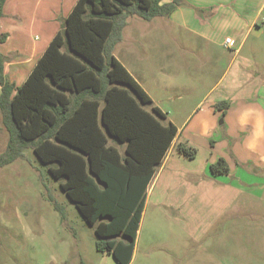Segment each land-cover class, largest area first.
I'll list each match as a JSON object with an SVG mask.
<instances>
[{
	"label": "trees",
	"instance_id": "1",
	"mask_svg": "<svg viewBox=\"0 0 264 264\" xmlns=\"http://www.w3.org/2000/svg\"><path fill=\"white\" fill-rule=\"evenodd\" d=\"M5 3L0 0V18ZM181 3L77 0L63 29L16 88L5 77L0 53V110L9 135L0 169L32 149L54 178L63 179L61 188L95 227L96 248L118 264L133 259L148 187L178 128L163 122L167 114L157 106L146 108L151 96L113 50L128 17H166ZM177 151L190 159L197 155L184 143ZM208 172L227 175L229 166L219 158Z\"/></svg>",
	"mask_w": 264,
	"mask_h": 264
},
{
	"label": "crops",
	"instance_id": "2",
	"mask_svg": "<svg viewBox=\"0 0 264 264\" xmlns=\"http://www.w3.org/2000/svg\"><path fill=\"white\" fill-rule=\"evenodd\" d=\"M76 1L47 0L45 4L42 1L40 6L43 5L44 10L40 9V17L24 23L22 13L16 14L15 10L23 12L24 4L30 0H6L4 15L0 18V40L6 35L5 40H8L11 34H16L15 41L20 48L3 53L5 77L15 88L26 80L50 40L63 29L65 18ZM34 7H39L38 2ZM9 17L17 18L21 26L10 25ZM153 25L154 30L149 29L148 33L142 28ZM32 27L42 29L44 35L40 39L36 35L29 45L26 31ZM122 33V39L113 50L115 57L151 96L152 103L146 108L151 110L157 106L167 114L163 122H172L178 128L167 156L148 187L144 212L150 195L155 194L171 150L177 149L179 143L196 148V156L200 154L196 144L208 153L203 173L195 170L192 175L196 184L205 183L204 176L209 182L220 181L227 187H235V184L243 188L261 187L264 183V0H182L166 17L151 20L137 15L128 17ZM226 38H231V42L226 43ZM171 43L173 48L177 46L201 60L200 67L187 69L194 76L195 85L191 89L189 85L184 87L185 79L179 75L180 70L165 61V57L171 59L174 54ZM23 45L28 47L26 51L21 48ZM219 66L220 77L213 84V70L216 73ZM197 83L206 87L198 88ZM197 89H205L204 95L195 101L193 110L188 108L181 117L180 111L161 106L164 100L181 101L185 95L180 91L190 98ZM1 90L0 85V93ZM0 121L4 137L7 130L2 123L1 110ZM8 138L7 132L5 148ZM219 158L227 162L229 173L214 177L208 172V166ZM173 172L177 170L174 168Z\"/></svg>",
	"mask_w": 264,
	"mask_h": 264
},
{
	"label": "rangeland",
	"instance_id": "3",
	"mask_svg": "<svg viewBox=\"0 0 264 264\" xmlns=\"http://www.w3.org/2000/svg\"><path fill=\"white\" fill-rule=\"evenodd\" d=\"M42 1L45 4L47 0H30L24 4L23 12H15L22 13L24 23H30L40 17L41 8L44 10L40 6ZM8 21L16 28L21 26L17 18L9 17ZM142 28L148 33L149 29L154 30V25ZM26 34L30 45L36 35L43 38L44 32L32 27L27 28ZM7 37L0 40L1 54L18 46L16 34L5 40ZM21 48L28 49L25 45ZM172 51L171 59L165 57V61L180 70L184 87L189 85L191 89L195 85L194 76L187 69L200 67L201 60L177 46ZM219 68L216 73L213 70V84L220 77ZM197 86L204 85L197 83ZM180 92L185 95L181 101L164 100L161 106L180 111L181 117L188 108L193 110L205 89H197L190 98L186 92ZM215 95L213 92L212 96ZM0 136L1 153L7 132L4 138L0 131ZM118 145L124 152V146ZM196 146L200 154L193 159L176 148L171 150L155 194L150 195L146 205L130 264H264V183L256 189L236 184L227 187L202 176L205 183L196 184L192 175L195 170L203 173L208 157L202 146ZM174 168L177 172L171 173ZM62 180L51 175L48 165L32 149L0 169V264H118L111 253L96 248L95 227L84 220L63 191ZM55 204L62 206L63 211Z\"/></svg>",
	"mask_w": 264,
	"mask_h": 264
},
{
	"label": "built area",
	"instance_id": "4",
	"mask_svg": "<svg viewBox=\"0 0 264 264\" xmlns=\"http://www.w3.org/2000/svg\"><path fill=\"white\" fill-rule=\"evenodd\" d=\"M226 43H230L231 42V38H226Z\"/></svg>",
	"mask_w": 264,
	"mask_h": 264
}]
</instances>
